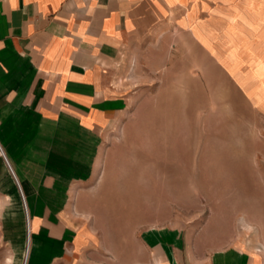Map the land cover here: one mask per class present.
Wrapping results in <instances>:
<instances>
[{
    "label": "rangeland",
    "instance_id": "obj_1",
    "mask_svg": "<svg viewBox=\"0 0 264 264\" xmlns=\"http://www.w3.org/2000/svg\"><path fill=\"white\" fill-rule=\"evenodd\" d=\"M219 9L208 38L178 29L148 41L127 83L107 79L130 90L126 108L90 96L63 121L0 133V179L12 178L23 207V257L138 264L142 232L159 225L178 227L194 255L227 244L264 254V34Z\"/></svg>",
    "mask_w": 264,
    "mask_h": 264
},
{
    "label": "crops",
    "instance_id": "obj_2",
    "mask_svg": "<svg viewBox=\"0 0 264 264\" xmlns=\"http://www.w3.org/2000/svg\"><path fill=\"white\" fill-rule=\"evenodd\" d=\"M230 6L237 21L250 22L251 35L264 34V0H0V133L32 132L41 122L63 121L64 112L72 113L90 96L117 111L126 108L130 90L107 79L121 75L127 83L132 61L148 41L176 35L178 29L192 40L208 38L204 25L210 15ZM262 61L257 67L263 70ZM3 174L0 264H50L48 257H23V207L12 178ZM141 240L146 255L138 264H264V254L250 246L227 244L194 255L173 226L145 229Z\"/></svg>",
    "mask_w": 264,
    "mask_h": 264
}]
</instances>
